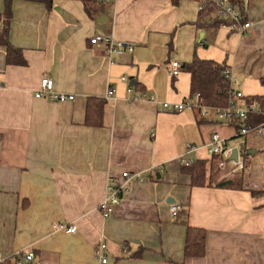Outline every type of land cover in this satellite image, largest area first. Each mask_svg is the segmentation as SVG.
Segmentation results:
<instances>
[{
    "label": "crops",
    "instance_id": "0c3cea01",
    "mask_svg": "<svg viewBox=\"0 0 264 264\" xmlns=\"http://www.w3.org/2000/svg\"><path fill=\"white\" fill-rule=\"evenodd\" d=\"M89 1L91 16L82 0H54L50 11L38 2L11 5L7 40L24 63L7 65L0 45L3 263L32 252L29 264H99L94 248L102 242L107 264H264V188H247L248 182L264 185V147L248 135L245 149L254 155L242 154L244 171L230 173L207 145L215 133L237 144L243 126L195 111L160 110L191 96L186 66L194 58L232 71L233 89L242 94L234 99L237 107L263 95L264 0H245L255 26L242 35L201 28L199 0ZM97 33L134 50L108 58L104 45L89 44ZM172 61L180 68L175 77L168 75ZM42 78L74 99H36ZM109 89L114 94L107 98ZM143 93L154 101H129ZM88 100L94 108L104 102L100 126L85 123ZM186 144L195 147L188 155L193 164L205 162L202 187L192 185L181 164ZM122 172L141 179L103 218L99 204L109 179ZM171 203L184 208L176 217ZM71 224L74 234L62 228ZM188 227L205 232L201 257L184 256Z\"/></svg>",
    "mask_w": 264,
    "mask_h": 264
},
{
    "label": "built area",
    "instance_id": "2783aa9c",
    "mask_svg": "<svg viewBox=\"0 0 264 264\" xmlns=\"http://www.w3.org/2000/svg\"><path fill=\"white\" fill-rule=\"evenodd\" d=\"M108 2L109 0H104ZM199 12H206L212 16L213 20H216L219 24L218 27L229 33L244 34L249 28H253L255 23L246 19L243 21L242 15L238 7L233 4L232 0H199L198 3ZM89 44L92 46L104 45L108 58L111 55L122 54L123 52H133L134 45L131 43L123 44L115 41L109 36H105L101 33L94 34L89 38ZM179 63L172 61L168 66V75L175 77L179 74ZM224 79L229 84V100L224 106H208L204 103L201 96L196 93L191 95L188 99L178 104L162 103L160 104V110L168 113L182 112L185 110L195 111L198 113L200 118H208L214 116L217 119L234 121L241 120L245 121L248 116L259 112L258 105L253 104L245 108H240L235 105L234 99L242 97V94L233 89L236 84V80L230 69H225L223 72ZM123 82L125 78L121 79ZM132 88H127V93L131 94ZM114 94L112 89L107 91L106 97L110 98ZM34 97L36 99H45L49 101L66 102L74 99L73 95H67L63 93L55 92L53 88V82L49 78H42L39 84V88L35 91ZM151 100L154 101L153 97H148L144 93L140 96H136L129 101L138 100ZM261 114L264 115L263 112ZM253 134L255 137V144L264 147V121L254 128L242 127L238 133L239 141L237 144L230 146L228 140L223 138L219 134H213L207 145V153L211 158H216L218 166L220 168H226L229 166L230 173H242L245 169L244 161L241 156L245 153L246 148V137ZM1 146V142H0ZM243 146L244 150L240 151L239 147ZM233 149L237 150L236 160L231 159ZM195 151V147L191 144L185 145V151L180 157L181 164L184 167H189L193 164L188 155ZM141 179L140 173L122 172L119 177H113L109 179L107 193L103 201L99 204V212L103 218H109L119 205L122 197L127 194L131 188L133 182ZM248 189L262 190L263 184H255L252 182L247 183ZM183 206L178 203H171L169 205V211L172 216L176 217ZM69 234L76 233V227L71 224L68 228L62 227ZM106 244L100 242L94 248L95 259L99 264H107L108 258L105 255ZM34 255L32 252H22L15 256V264H29L33 261ZM4 261L0 258V263Z\"/></svg>",
    "mask_w": 264,
    "mask_h": 264
},
{
    "label": "trees",
    "instance_id": "16d2710c",
    "mask_svg": "<svg viewBox=\"0 0 264 264\" xmlns=\"http://www.w3.org/2000/svg\"><path fill=\"white\" fill-rule=\"evenodd\" d=\"M15 0H4V12L0 15V22L3 23L0 30V45L6 48V64L7 65H22L24 63L20 51L13 48L7 38L9 33V20L11 19V5ZM30 2H38L43 4L49 11L52 9L54 0H23ZM180 0H171L172 5H177ZM89 0H82L84 9L90 15ZM240 14L243 21L247 19L246 2L245 0H232ZM209 14L206 12H199L198 25L202 28L205 26H217L218 22L209 18ZM91 16V15H90ZM187 71L190 75V88L191 95L198 93L204 103L208 106H224L229 100V84L224 79L223 72L226 66L218 64L213 61L200 60L194 58L187 66ZM260 83L264 88V76L260 79ZM91 100L87 101L86 107V121L87 125L100 126L101 116L104 102L98 100L97 107L90 105ZM250 103L248 106L256 104L258 105V111L247 117L245 121L234 120L237 125L240 124L246 128H254L264 121V93L261 96H256L248 100ZM242 128V127H241ZM245 157H250L246 152L243 153ZM187 172L192 178V185L197 187L204 186L205 177V162L196 161L191 166L187 167ZM211 184V183H210ZM222 185V184H221ZM220 185V186H221ZM241 188L240 184L237 186ZM205 247V232L200 229L187 228L186 240L184 245V256L186 258H198L204 255ZM1 264V263H0ZM4 264V263H2Z\"/></svg>",
    "mask_w": 264,
    "mask_h": 264
},
{
    "label": "water",
    "instance_id": "95a60500",
    "mask_svg": "<svg viewBox=\"0 0 264 264\" xmlns=\"http://www.w3.org/2000/svg\"><path fill=\"white\" fill-rule=\"evenodd\" d=\"M99 19L100 18H98L96 21L99 22ZM203 37H204V34L203 33H200L198 42H201L203 40ZM239 150L240 151H243L244 150L243 146H240L239 147ZM245 152H246L247 155H251V156L254 155V150H252V149H245ZM236 157H237V150L236 149H233L232 155H231V159L236 160ZM169 201L172 202V200H169Z\"/></svg>",
    "mask_w": 264,
    "mask_h": 264
}]
</instances>
